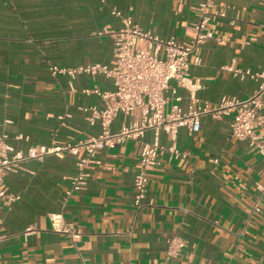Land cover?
<instances>
[{"label": "crops", "instance_id": "crops-1", "mask_svg": "<svg viewBox=\"0 0 264 264\" xmlns=\"http://www.w3.org/2000/svg\"><path fill=\"white\" fill-rule=\"evenodd\" d=\"M201 2L0 0V136L6 137L10 155L100 134L98 123L87 124L84 110H102L106 100L84 91L111 92L112 81L102 75L52 76L49 68H113L110 38L96 35L123 27L112 10L143 31L187 43ZM223 5L227 17L208 29L214 38L229 41L207 39L200 45V63L189 68L199 87L192 91L170 81L165 110L188 108L191 93L214 106L222 96L244 100L256 89L255 82L222 68L264 71V2L215 0L217 9ZM132 120L118 115L110 131ZM229 123L230 117H204L199 132L190 136L181 128L174 144L160 132L162 147L175 145L188 157L183 162L166 151L159 155L140 210L133 206L132 188L138 139L99 150V164L88 169L85 186L64 205V190L83 151L20 163L3 179L19 200L0 202V264H264V156L231 138ZM142 140L152 143L153 133L145 132ZM52 214L80 231L76 246L51 230ZM173 235L188 244L179 257L165 260V243Z\"/></svg>", "mask_w": 264, "mask_h": 264}, {"label": "built area", "instance_id": "built-area-1", "mask_svg": "<svg viewBox=\"0 0 264 264\" xmlns=\"http://www.w3.org/2000/svg\"><path fill=\"white\" fill-rule=\"evenodd\" d=\"M264 2V0H262ZM226 5L220 9L215 7V0H202L198 7V20L189 28L190 39L187 43L174 39H162L151 32L143 31L132 25L129 17L112 10L113 16L119 17L123 27L113 33L100 31L98 37L108 36L115 54L113 68L101 65H89L77 69H66L52 66L49 72L52 76L76 74L102 75L109 78L113 84L111 92L85 90L86 94H94L106 100L104 108L94 107L84 111L88 113L85 121L88 125L100 126V134L96 138H89L65 147H30L26 156L10 155L11 148L6 143V137L0 136V202L7 205L19 200V196L8 193L3 184L4 177L19 169L20 163L29 159H42L48 155L60 156L63 152L77 155L81 150L83 156L76 163V174L69 186L64 190L62 204H66L71 197L80 192L86 184L87 171L93 165H98L96 153L102 149H111L129 139H138L139 155L135 168L132 188L134 193L133 206L136 210L144 207L147 193L148 173L159 165V155L166 151L170 159L187 160V152L179 151L172 145L165 149L158 142V134L164 132L175 143L179 129L184 128L191 136L200 130V121L204 117L221 120L230 117L231 138L246 142L250 151L264 156V71L225 66L222 69L240 80L249 79L255 82L253 94L244 100L222 96L219 101L210 106L207 102H198L191 93V104L182 109L172 105L165 110L168 99L165 93L169 89L170 81L178 82L183 88L195 91L199 86L193 84L189 78L191 65L200 63L199 48L207 39H214L223 44L228 39L214 38L209 31V24L215 19L226 18ZM193 57V60L190 58ZM118 115L131 117L133 120L118 132L112 133L110 127ZM154 135L152 143L142 140L145 132ZM217 164V160H213ZM50 228L56 234L65 235L71 244L76 246L81 233L72 226L65 224L61 214L49 216ZM3 239V237L1 238ZM188 242L173 235L166 240L165 260L179 257L187 247Z\"/></svg>", "mask_w": 264, "mask_h": 264}]
</instances>
